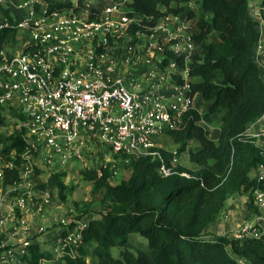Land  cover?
Returning a JSON list of instances; mask_svg holds the SVG:
<instances>
[{"label":"built area","instance_id":"1","mask_svg":"<svg viewBox=\"0 0 264 264\" xmlns=\"http://www.w3.org/2000/svg\"><path fill=\"white\" fill-rule=\"evenodd\" d=\"M131 2L53 0L50 7L49 0H0L9 9L8 15L0 11V30L15 31L0 47V137L19 130L26 146L19 164L15 150L8 160L0 152V264L18 262L33 242L41 243L50 225L44 220L51 194L40 183L61 166L82 162L95 145L111 154L106 166L112 174L114 157L121 155L126 162L150 157L163 177L176 172L177 158L166 162L161 139L179 129L200 100L190 75V63L201 52L199 27L186 13L199 3L188 1L183 12L154 19L136 13ZM251 16L259 34L253 57L261 66L264 0ZM239 139L259 156L250 172L256 210L228 235L264 240V113ZM15 169L17 178L3 186L5 170ZM59 216L60 231L48 243L51 248L44 247L53 258L40 264H64V256L81 244L88 220Z\"/></svg>","mask_w":264,"mask_h":264},{"label":"trees","instance_id":"2","mask_svg":"<svg viewBox=\"0 0 264 264\" xmlns=\"http://www.w3.org/2000/svg\"><path fill=\"white\" fill-rule=\"evenodd\" d=\"M188 1L132 0L131 6L136 13L156 19L169 12H183ZM193 1L199 3L197 10L186 13L197 18L195 39L201 52L190 63V75L196 77L192 89L201 100L184 114L181 127L169 131L168 136L179 144L175 154L186 151L196 168L177 165L175 173L163 177L157 171L158 162L140 156L129 160V175L116 184H111L107 166L100 168L101 175L95 169L84 171L95 191L104 190L102 210L98 218L87 219L80 246L76 253L64 256V264H88L90 251L92 264H239L236 257L249 264H264V240H238L229 235L210 240L204 236L232 195L247 194V214L256 210L251 198L256 183L250 172L259 156L239 135L264 113V82L253 57L258 23L249 12L250 0ZM49 5L53 7V0ZM0 11L9 14V9L0 7ZM14 34L12 29H1L0 47ZM200 101L206 104L202 111ZM214 115L219 116L216 139L201 123L211 124ZM191 140L197 142L193 148L187 146ZM0 143L4 159H10L15 150L14 162L19 164V154L26 147L21 132L1 136ZM162 152L167 163L175 155ZM17 173V169L5 170L3 186L15 180ZM63 176V171L54 172L40 185L56 188L63 199ZM134 233L147 239V249L134 248L129 241ZM113 248L120 249L118 256L113 255ZM52 258L41 243L33 242L18 262L10 264H40Z\"/></svg>","mask_w":264,"mask_h":264},{"label":"rangeland","instance_id":"3","mask_svg":"<svg viewBox=\"0 0 264 264\" xmlns=\"http://www.w3.org/2000/svg\"><path fill=\"white\" fill-rule=\"evenodd\" d=\"M21 2L23 0H17ZM201 100V98H200ZM198 103V101H197ZM206 108V104L200 101L199 109L202 111ZM202 125L209 131V136L213 139H216L219 132V116L214 115V120L211 124L201 122ZM160 140V139H159ZM161 143L163 146L169 151H176L178 149V145L173 142L170 136H164L161 139ZM197 145V142L191 140L188 142L187 146L189 148H193ZM174 149V150H172ZM95 153L84 158L82 162H71L67 163L60 167V171L64 172V176L61 178V181L65 184V189L63 190V195L65 196L61 199V194L54 187H48L51 194V204L47 210L46 218H49L50 221L46 226L45 233L39 238L41 239V245L43 249L51 248V245H48L51 239L59 233L60 228L58 226L57 220L60 218L59 215H65V217H71L72 215L76 217V215H84V217L78 218H98L99 213L102 210V206L100 205V199L103 195L104 190L99 189L97 191L94 190L92 181L88 180L84 177V171H88L89 169H96L99 167H104L106 165H110V157L111 154L107 149L103 146L95 145L94 149ZM177 158V165H183L189 169L196 168L195 164L188 160L187 152H182L180 154H175ZM114 163L117 173L110 174V182L111 184L118 183L121 179L126 178L130 173L129 162L125 161L121 157H114ZM43 173V172H42ZM83 175V176H82ZM248 200V196L245 193H237L232 195L226 202L237 203L238 207L241 208L242 213L239 212V217H250L247 214V206L246 202ZM227 210L225 207L224 211L218 217L223 216V213ZM53 225V226H52ZM52 226V227H51ZM207 234V233H205ZM205 238L210 239V237L206 236ZM129 241L133 244L135 249L142 248L147 249V239L143 236H140L137 233L131 234ZM48 245V246H47ZM119 248H113L112 253L115 256L119 254ZM87 263H93V256L91 251L86 257Z\"/></svg>","mask_w":264,"mask_h":264},{"label":"crops","instance_id":"4","mask_svg":"<svg viewBox=\"0 0 264 264\" xmlns=\"http://www.w3.org/2000/svg\"><path fill=\"white\" fill-rule=\"evenodd\" d=\"M259 0H250L248 3V9L250 14L257 7ZM260 75L264 82V60L261 62V66H259ZM164 150H168L164 147ZM174 150V149H172ZM169 151V150H168ZM175 152V151H172ZM227 210L223 213V216L217 218L215 221L211 222L204 231V236L210 237V240L215 239L217 235H228L233 228L242 223L244 220L248 219L246 217H239V212L242 213L241 208L238 207L237 203L232 202L226 204ZM46 224L49 223L50 219L46 218L44 220Z\"/></svg>","mask_w":264,"mask_h":264}]
</instances>
